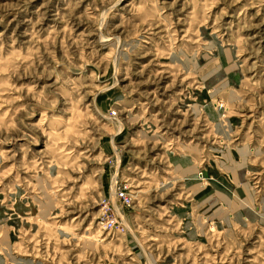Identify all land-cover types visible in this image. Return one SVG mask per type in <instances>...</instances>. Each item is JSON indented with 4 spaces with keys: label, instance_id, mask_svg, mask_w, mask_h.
<instances>
[{
    "label": "rangeland",
    "instance_id": "obj_1",
    "mask_svg": "<svg viewBox=\"0 0 264 264\" xmlns=\"http://www.w3.org/2000/svg\"><path fill=\"white\" fill-rule=\"evenodd\" d=\"M0 264H264V0H0Z\"/></svg>",
    "mask_w": 264,
    "mask_h": 264
},
{
    "label": "built area",
    "instance_id": "obj_2",
    "mask_svg": "<svg viewBox=\"0 0 264 264\" xmlns=\"http://www.w3.org/2000/svg\"><path fill=\"white\" fill-rule=\"evenodd\" d=\"M111 113L117 115L116 110ZM109 194L112 197V204L106 206L101 224L110 232L124 231L125 221L122 212H125L131 206L134 194L128 187L123 185L111 186Z\"/></svg>",
    "mask_w": 264,
    "mask_h": 264
}]
</instances>
